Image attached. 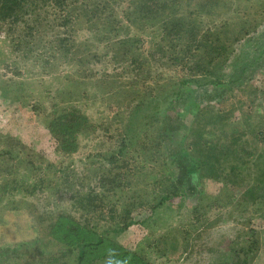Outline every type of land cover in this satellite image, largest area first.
Returning a JSON list of instances; mask_svg holds the SVG:
<instances>
[{"label": "rangeland", "instance_id": "1", "mask_svg": "<svg viewBox=\"0 0 264 264\" xmlns=\"http://www.w3.org/2000/svg\"><path fill=\"white\" fill-rule=\"evenodd\" d=\"M243 23L253 28L223 68L227 82L244 67L241 80L213 90L203 103L201 95L194 96L200 107L213 106L211 117L220 113L230 123L220 133L186 134L181 141L203 176L219 170L216 150L239 156L264 136V0H0V151L14 153L6 167L0 162V185L15 177L22 182L19 190L0 189V246L23 242L33 253L47 249L40 241L50 216L58 214L100 230L112 225L108 215L118 219L122 205L140 202L131 215L142 219L149 211L144 206L168 193L164 170L178 175L163 154L167 148L161 144L164 152L154 151L161 123L155 113L171 91L168 82L182 74L172 62L191 43L185 30L196 27V42L222 24L224 35L218 36L228 42ZM176 25L182 37L173 33ZM46 59L47 69L40 64ZM189 86L194 91L187 96L197 91ZM152 98L151 109L142 110L128 132L130 114ZM67 103L85 122L77 127L73 150L64 152L45 128L41 110L56 113L54 105ZM185 115L188 125L192 117ZM7 136L13 143L6 146ZM145 144L152 148L146 162L140 155ZM252 159L246 158L248 166ZM231 188L230 196L204 213L191 210L196 196L182 204L177 197L166 201L154 223L130 226L119 242L151 264H231L253 229L257 245L247 263L264 264V187ZM86 196L97 205L92 210L77 202Z\"/></svg>", "mask_w": 264, "mask_h": 264}, {"label": "trees", "instance_id": "2", "mask_svg": "<svg viewBox=\"0 0 264 264\" xmlns=\"http://www.w3.org/2000/svg\"><path fill=\"white\" fill-rule=\"evenodd\" d=\"M176 26L173 33L179 34L182 37L184 35L182 26ZM252 28L250 26L247 28V25L243 23L240 32L234 35L233 38H229L228 42H225L224 38L218 36L224 35L222 24L217 31L214 33H204V36L196 42L194 37L197 35L195 33L196 27L192 26L190 30H185L188 33L185 35L191 38V43L188 42L185 45V56H177L172 62L173 65L180 66L179 69L182 74L176 78V81L173 82L171 80L168 82V84H171V91L166 96L164 103L162 101L160 111L158 113L154 112L157 114L155 116L156 119H161V123L156 132V143L154 145L156 149L154 151L159 153L161 150L164 152V147H162L164 145L170 155L166 149V152L163 154L166 155L168 160L170 159L171 163L176 165L178 175H170L164 170L162 178H165L169 182L166 186V189H169L168 193L157 197L154 203H148L144 206V209H148L149 211L142 219L136 220L131 215V210L135 206L143 205L140 202L122 205L121 214L118 216V219L116 220L112 214L108 215L109 219L107 221L109 224L112 223V225L101 228L100 230H96L94 226H90L87 223H78L71 215L58 214L53 217L50 216L47 221L49 231L45 234V238L40 241L47 249L33 253V251L31 252L27 249L23 242L16 243L12 246H0V264H151L146 259H143L141 255H138L136 251L126 249L119 242L118 237L124 234L132 225L139 224L140 226H146L148 221L153 220L154 213H157L158 209L160 210V206L164 202L177 197L179 198L180 204H182L187 199L196 196L197 205L193 206L191 210L193 212L204 213L219 203L223 195L230 196L231 186L264 187V136L262 134H260L262 135L259 141V143L261 142L260 145L251 146L249 150L241 149L239 156L237 155L238 153L231 156L229 153L222 155L221 152L223 151L216 150L220 154L219 172L217 171L216 174H212L214 169L207 170L208 173L206 176L208 175L209 177L199 173L198 162L190 158L181 142L186 134L201 138L205 134H213L217 130L220 133L223 131L224 126L230 123L231 117L225 118V115L220 116V113L211 117L210 111H212L213 106H206V108L200 107L199 101L201 99L203 103L205 99L212 98L213 90L221 86H229L228 83H236L241 80V74L243 75L245 71L244 67H242L236 78L227 80V82H225V78L228 75L223 71V68L228 62L230 54L234 51V45L248 35ZM209 34L215 37L207 41ZM194 43L195 45L192 47ZM40 64L45 69L50 66L47 59L41 60ZM66 77L70 79L71 76L66 75ZM189 83H193L197 89L191 96L186 95L194 91L189 86ZM28 84L30 88L34 86V82L32 81ZM197 94L201 95L199 100H195L194 96ZM183 95H186L185 99L188 101L181 106L182 111H179L177 109L178 102L181 101L180 97H183ZM154 102L155 98H152L142 102L141 105L135 108L128 119L126 126L128 132L131 128L130 122L137 119L138 114L142 110H150ZM54 106L57 108L56 113H53L51 107H49V110L47 108L41 110L43 118L48 119L45 128H47L49 134L54 136L57 148H61L64 152L73 150L76 133L84 125V118L79 113L77 114V110L68 103L60 107H58L59 105ZM186 113H189L192 117L188 125L185 121ZM77 127L80 128L77 130ZM178 130L182 131V135L179 138L176 137V131ZM232 130V132L236 131L235 127ZM4 141L6 142V146L13 143L9 139V136L5 137ZM148 147L145 144L141 149L142 151H140L144 162L149 161L152 152V148L148 150ZM119 150L121 151V149ZM211 150L213 152V149ZM212 154L214 156L216 153ZM246 158H253L251 165L248 166ZM8 159L10 161L14 159V153L11 154V151L5 150L0 151V162L4 163L3 165L5 167L9 161ZM27 160L25 159L23 162L29 163ZM214 160L216 161L217 159L212 157V161ZM0 166V170L3 171L2 165ZM173 177L178 181L175 182ZM101 179L103 180L104 178H99L98 181H102ZM17 180L15 177L8 181V183L4 181L2 184L5 188L4 190L12 191L14 189H22L20 187L22 182ZM225 183L230 184V188L228 186L226 187ZM2 186L0 185L1 190H3ZM195 190L199 192L198 195H196ZM86 197V201L78 200L77 202L84 210H92L97 205L91 198ZM259 203V208H264L262 206L264 201H260ZM7 204H4L3 207ZM259 210H256L255 213L259 212ZM252 234L253 229H250L248 231L249 236L246 249L241 251L240 260L238 259L237 263L231 264H249L247 263V259L250 258L249 255L254 252L257 245ZM37 240L39 241V239H36L33 242L35 245L37 244ZM49 245L54 246L55 249L50 250Z\"/></svg>", "mask_w": 264, "mask_h": 264}]
</instances>
